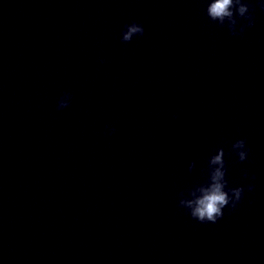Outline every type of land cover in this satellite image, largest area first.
Here are the masks:
<instances>
[{"label": "clouds", "instance_id": "clouds-1", "mask_svg": "<svg viewBox=\"0 0 264 264\" xmlns=\"http://www.w3.org/2000/svg\"><path fill=\"white\" fill-rule=\"evenodd\" d=\"M256 2L261 11H264V3H259V0ZM254 11L255 8L251 0H206V16L219 27L227 28L232 36L242 35L246 28L254 25ZM238 24L239 29H237ZM144 31L143 25L139 23L126 24L121 32V42H131L134 37L143 36ZM70 101L71 93L64 92L58 99L57 110L67 108ZM115 131V128H109L107 134L111 135ZM231 151L238 157V162L242 163L247 160L250 150L246 146L245 139H237L232 143ZM224 157V149L218 148L216 153L208 159L206 181L195 184L186 192L182 191L179 194L177 206L185 209L192 219L202 224L217 223L223 218L226 207L235 210L245 192L244 186L228 187ZM195 168L196 161L193 160L188 164V171L192 172ZM243 175L247 178V171H244ZM251 179L254 180L255 176H252ZM254 189V184L247 185V191L252 192Z\"/></svg>", "mask_w": 264, "mask_h": 264}, {"label": "water", "instance_id": "water-1", "mask_svg": "<svg viewBox=\"0 0 264 264\" xmlns=\"http://www.w3.org/2000/svg\"><path fill=\"white\" fill-rule=\"evenodd\" d=\"M73 0H0V125L19 98Z\"/></svg>", "mask_w": 264, "mask_h": 264}]
</instances>
